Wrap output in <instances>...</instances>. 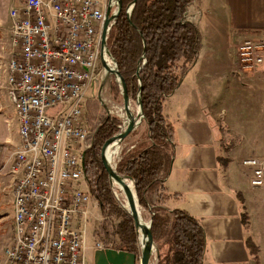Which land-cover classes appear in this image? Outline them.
<instances>
[{
	"label": "built area",
	"instance_id": "obj_1",
	"mask_svg": "<svg viewBox=\"0 0 264 264\" xmlns=\"http://www.w3.org/2000/svg\"><path fill=\"white\" fill-rule=\"evenodd\" d=\"M9 17L0 85L14 109L20 142L5 165L14 176V239L4 257L7 264H88L97 205L85 176L84 157L93 147L85 102L103 79L106 8L99 0H23ZM237 54L243 70H256L264 63V41L246 40ZM242 164L251 169V184L264 187V161ZM105 249L94 241V251Z\"/></svg>",
	"mask_w": 264,
	"mask_h": 264
},
{
	"label": "crops",
	"instance_id": "obj_2",
	"mask_svg": "<svg viewBox=\"0 0 264 264\" xmlns=\"http://www.w3.org/2000/svg\"><path fill=\"white\" fill-rule=\"evenodd\" d=\"M22 1L0 0V58L10 47V10ZM214 3L201 13L198 59L165 104L175 149L164 205L199 220L207 238L203 264H256L248 239L264 264V187L251 184V169L242 164L264 161V63L246 71L237 54L246 40L264 41V0ZM19 142L16 115L0 85V264H7L4 250L14 239V176L5 165Z\"/></svg>",
	"mask_w": 264,
	"mask_h": 264
},
{
	"label": "trees",
	"instance_id": "obj_3",
	"mask_svg": "<svg viewBox=\"0 0 264 264\" xmlns=\"http://www.w3.org/2000/svg\"><path fill=\"white\" fill-rule=\"evenodd\" d=\"M133 1L122 0L123 10L109 31L107 48L126 82L131 100L137 99L141 81L146 130L143 133L135 130L130 135L136 136V142L129 152H122L116 171L133 181L139 206L151 215V229L160 252L157 264H203L207 238L199 220L164 205V182L175 149L174 127L164 109L202 49L201 31L188 14L196 0H136L129 17L127 7ZM108 89L115 100L122 98L116 82L112 81ZM120 125L118 118L102 119L95 130L93 147L85 154L84 165L91 194L103 214H115L122 220L112 234L118 244L106 226H102L107 234L105 248L138 254L134 221L125 208L118 206L114 187L101 162L103 145L118 134ZM243 221L246 223L247 218ZM246 245L258 264V248L251 239Z\"/></svg>",
	"mask_w": 264,
	"mask_h": 264
},
{
	"label": "water",
	"instance_id": "obj_4",
	"mask_svg": "<svg viewBox=\"0 0 264 264\" xmlns=\"http://www.w3.org/2000/svg\"><path fill=\"white\" fill-rule=\"evenodd\" d=\"M113 4H110L106 8V19L102 31V58L101 64L105 70V77L102 79V84L99 92V101L104 105L101 93L105 88L108 80L111 76H114L119 83L121 95L123 99V110L125 112V116L127 119V125L123 131L119 132L109 140L105 142L101 150V162L109 176V180L113 185L114 182L118 183L122 186L123 193L126 196L128 203V213L132 217L135 225V229L137 231L139 242H140V256L135 253L118 251L115 249H105V250H97L94 252L93 259L94 264H151V260L155 251V241L151 229V221L148 224H142L139 219V211L137 209V205L139 206L138 197L135 192L133 181L126 177L121 176L117 173L116 169L111 165L110 162L106 159V153L108 149L120 145L123 141H125L130 134H132L138 126L145 121V116L143 112V104L141 99V81H139V91L137 93L136 103L138 106V113L135 115L131 110V99L128 93L127 85L124 78L121 76L116 61L112 58L107 48V38L109 31L114 24V22L118 19L119 15L123 10L122 0H110ZM136 3L134 0L127 7V14L130 17L133 7ZM113 6L116 7L115 11H113ZM107 56L111 61V66L107 64L104 56ZM145 59V57H143ZM130 182L133 185V189L129 187ZM143 239V241L141 240Z\"/></svg>",
	"mask_w": 264,
	"mask_h": 264
},
{
	"label": "rangeland",
	"instance_id": "obj_5",
	"mask_svg": "<svg viewBox=\"0 0 264 264\" xmlns=\"http://www.w3.org/2000/svg\"><path fill=\"white\" fill-rule=\"evenodd\" d=\"M215 0H196V6H191L189 8V17L194 20V23L198 26V28H203L204 23H205V18L203 17L202 12H204L208 6H215ZM115 8L113 6V11H115ZM194 15V16H192ZM213 17H214V11H213ZM100 71L101 74L103 75L102 78L105 77V70L102 67V64L100 62ZM116 82L117 85L119 86V83L117 82L116 78L114 76H111L110 79L108 80L105 88L103 89L101 96L104 102V105L99 101V92H100V87L102 84V80L98 81L94 87L88 92L86 102H85V121L89 129L93 133V140H94V134L95 130L98 128L99 123L102 121V119L107 117H115L118 118L121 122V125L119 126V132L123 131L125 128V123H126V116L125 112L123 110V99L120 98L118 100H115V98L109 93V86L111 85V82ZM120 89V86H119ZM121 94V90H120ZM122 96V95H121ZM131 110L132 112L136 115L138 113V106L136 103V100H131ZM123 115V116H122ZM146 130V123L142 121V123L138 126L136 129L137 132H144ZM118 132V133H119ZM131 135V134H130ZM120 143L119 148H118V154L112 159L111 165L116 169L118 162L122 159V152L131 150V144L136 142V136H130ZM90 151V150H89ZM119 158V159H118ZM86 176V183L87 187H89V181L87 174ZM252 180V178H251ZM91 191V190H90ZM115 199L117 201V204L119 207H123V202L121 201L122 199L116 192L117 190L114 188L113 190ZM93 197V196H92ZM92 205H97L96 209H94L93 216L90 222L89 226V232H88V237H87V248H88V264H94V259L92 253L95 252L93 250V244L95 242H101L104 245L105 240H107V234L104 233L102 226L105 225L107 230L110 233V236H113L115 244H118V239L112 235L114 233V230L121 224L122 220L120 217H118L115 214L105 216L101 210V206L99 202L93 197L92 198ZM121 201V202H120ZM139 209L141 211V215L146 223H150L151 221V215L148 211H145L142 207L139 206ZM127 211V210H126ZM128 212V211H127ZM12 231V230H11ZM139 239V237H138ZM139 244V250H138V255L140 256V242ZM158 254L160 255V252L158 250V246L155 243V251L151 260V264H157L158 263Z\"/></svg>",
	"mask_w": 264,
	"mask_h": 264
},
{
	"label": "bare ground",
	"instance_id": "obj_6",
	"mask_svg": "<svg viewBox=\"0 0 264 264\" xmlns=\"http://www.w3.org/2000/svg\"><path fill=\"white\" fill-rule=\"evenodd\" d=\"M104 59L106 60L107 64H109V66L112 65L110 59H109L106 55L104 56ZM122 116H123V115H122ZM125 125H127V119H126V123H125ZM125 127H126V126H125ZM118 148H119V146L116 145V146H114V147L108 149V151H107V153H106V159H107L108 162L111 163V162H112V159L118 154ZM108 154H109V159H108ZM118 155H119V154H118ZM118 159H119V158H118ZM127 184H129V183L127 182ZM113 187L117 190L116 192H118L119 196L121 197V198H119V199H122L121 201L123 202V206H124V208H125L126 210H128V203H127L126 196H125L124 193H123L122 186L119 185L118 183L114 182ZM129 187H130L131 189H133V187H132L130 184H129ZM121 201H120V202H121ZM137 209H138V211H139V219H140V222H141L142 224H145V225L148 224V223H146V222L144 221V219H143V217H142V215H141V211H140L138 205H137ZM141 240L143 241L142 238H141Z\"/></svg>",
	"mask_w": 264,
	"mask_h": 264
}]
</instances>
